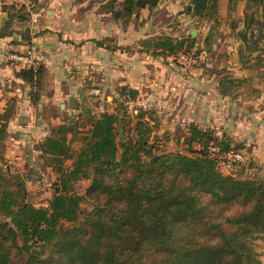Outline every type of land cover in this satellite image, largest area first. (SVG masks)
<instances>
[{
	"label": "trees",
	"instance_id": "1",
	"mask_svg": "<svg viewBox=\"0 0 264 264\" xmlns=\"http://www.w3.org/2000/svg\"><path fill=\"white\" fill-rule=\"evenodd\" d=\"M240 2L244 27L238 36L246 48L240 47V62L245 68L254 59L252 67L264 69V0H229L231 11ZM160 3L112 0L101 9L116 22H129ZM188 7L193 17L206 20L219 9L218 0H191ZM7 8L0 37L15 32L16 13L22 22L21 13H27L24 6ZM255 27L262 29L256 33ZM195 42L160 37L144 40L141 49L168 58ZM19 75L35 87L41 66ZM229 90L220 81L221 96L229 97ZM122 91L126 103L136 99V90ZM125 102L100 114L82 104L51 128L38 150L58 176L46 208L28 203L22 176L0 167V264H259L253 241L264 235V180L222 172L247 161L245 152L234 148L236 140L192 124L185 152L159 150L144 116L126 122ZM11 117L10 110L0 115V147ZM237 153L245 161L229 157ZM125 170L131 171L129 178H122ZM82 181L90 182L84 195L76 192ZM84 203L92 206L90 212L83 211Z\"/></svg>",
	"mask_w": 264,
	"mask_h": 264
},
{
	"label": "rangeland",
	"instance_id": "2",
	"mask_svg": "<svg viewBox=\"0 0 264 264\" xmlns=\"http://www.w3.org/2000/svg\"><path fill=\"white\" fill-rule=\"evenodd\" d=\"M17 1L11 0L1 5L8 7L14 4L20 11ZM98 2L92 0L86 3L91 13L98 10ZM190 3L191 0H161L156 9L142 11L129 22L118 20L121 41L122 38L126 39L128 33L135 38L136 62L128 63L127 58L121 56L118 79L114 84H109L113 90L107 92L104 91L105 84L94 74L90 75L89 79L80 85L87 98L82 104L96 114L112 112L116 109L117 102H125L122 88L134 89L137 92L136 99L128 102L129 105L124 103L127 112L126 122L132 121L134 124L137 115L144 116L154 128L151 144H155L159 150L185 152L187 145L184 141L190 136L189 127L195 124L204 130L213 131L214 135L220 138L232 136L237 141H234V148L245 152L247 156L245 164L234 165L230 169L225 167L222 172L240 175L242 178L264 180V69L252 67L256 62L254 59H251L245 68L242 67L243 62H240L242 59L240 47L246 51L238 36L244 27L242 22L244 2H240L235 11H231L229 0H218V15L211 20L196 18L189 14ZM21 14L25 18L26 26H29L32 12ZM15 15L13 28L21 22L19 14ZM259 20L262 22L263 19L260 17ZM81 21L85 22V19ZM95 22V17L87 19L86 26L81 25L78 33L74 30L71 33L73 36L80 34L86 27L92 31L95 29ZM38 23L33 25L36 26ZM106 25L105 21V29L109 28V24ZM260 29L262 27L254 28L256 33ZM160 37L178 40L194 38L196 42L193 46L188 43V49L175 57L154 56L152 48L149 52L142 51L141 45L144 40ZM121 54L126 55L127 52ZM262 56L264 58V52ZM158 59L161 61L153 62ZM127 65L131 73H128ZM128 80H131L133 86L127 84ZM223 80L230 89L229 97H222L219 92L220 81ZM96 90H100L99 96L93 95ZM55 113L58 111L50 114ZM66 117L68 116L65 115L62 119ZM85 121L83 116L79 122L83 125ZM74 146L77 147L78 144ZM38 150L39 146L33 148L32 156L25 150L23 152L25 159L15 164L3 157L6 151L4 145L0 147V156L4 158L3 161L0 157V167L3 171L7 169L22 176L28 203L37 208H46L58 176L45 164L46 161ZM66 164L70 165V162L67 161ZM121 176L129 178L131 171L125 170ZM89 185V181L78 183L76 192L84 195ZM208 199L205 196V200ZM91 209L89 203L83 204L85 213ZM238 211L239 209H232L233 213ZM253 245L259 255V264H264V235L255 239Z\"/></svg>",
	"mask_w": 264,
	"mask_h": 264
},
{
	"label": "crops",
	"instance_id": "3",
	"mask_svg": "<svg viewBox=\"0 0 264 264\" xmlns=\"http://www.w3.org/2000/svg\"><path fill=\"white\" fill-rule=\"evenodd\" d=\"M109 1L112 0H95L99 8L94 13L86 6L92 0L17 1L28 13L39 14L40 18L36 26L31 23L26 26L21 21L12 35L0 37V115L7 110L12 114L3 157L11 163L23 161L25 150L32 156L33 148L49 136L53 126L60 124L65 115L78 112L82 100L87 99L80 85L90 75L94 74L103 82L107 92L113 90L109 84L118 79L121 56L126 57L128 63L136 62L135 38L127 32L126 39L121 41L118 23L101 9ZM8 17L9 8L0 4V29ZM93 17L96 20L94 30L86 27L85 31L73 36V30L78 33L81 25L86 26L87 19ZM105 21L109 28L105 29ZM34 43L41 45L48 58V63L41 65L42 75L35 87L27 83L19 75L20 69L9 61L10 54L21 52ZM158 61L161 60L153 62ZM127 68L131 73L128 65ZM127 84L133 86L131 80ZM55 110L59 114H50Z\"/></svg>",
	"mask_w": 264,
	"mask_h": 264
},
{
	"label": "built area",
	"instance_id": "4",
	"mask_svg": "<svg viewBox=\"0 0 264 264\" xmlns=\"http://www.w3.org/2000/svg\"><path fill=\"white\" fill-rule=\"evenodd\" d=\"M11 0H0V4H6ZM14 1V0H13ZM39 14H31V24H36L39 22ZM9 61L13 62L16 67L20 70L25 69H37L41 65H45L48 63L47 55L45 54L43 48L39 44H31L27 49H24L21 52H14L9 55ZM100 90H96L93 94L94 96H99ZM128 105L130 103H127ZM213 152H216L215 149H212ZM230 158H233L237 161L243 162L245 161V157L243 154H230Z\"/></svg>",
	"mask_w": 264,
	"mask_h": 264
},
{
	"label": "water",
	"instance_id": "5",
	"mask_svg": "<svg viewBox=\"0 0 264 264\" xmlns=\"http://www.w3.org/2000/svg\"><path fill=\"white\" fill-rule=\"evenodd\" d=\"M192 35H193V37H194V36H195V32H193V34H192Z\"/></svg>",
	"mask_w": 264,
	"mask_h": 264
}]
</instances>
